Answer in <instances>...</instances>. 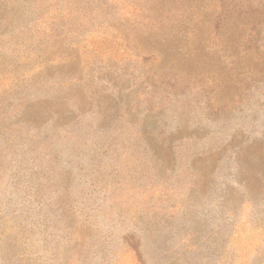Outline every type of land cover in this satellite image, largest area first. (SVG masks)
Masks as SVG:
<instances>
[{"label":"rangeland","instance_id":"374dc122","mask_svg":"<svg viewBox=\"0 0 264 264\" xmlns=\"http://www.w3.org/2000/svg\"><path fill=\"white\" fill-rule=\"evenodd\" d=\"M0 264H264V0H0Z\"/></svg>","mask_w":264,"mask_h":264}]
</instances>
